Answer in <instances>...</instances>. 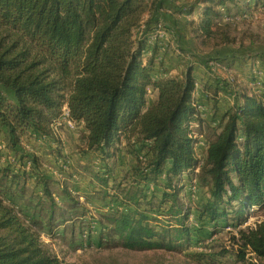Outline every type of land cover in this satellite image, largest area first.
<instances>
[{"label":"trees","instance_id":"1","mask_svg":"<svg viewBox=\"0 0 264 264\" xmlns=\"http://www.w3.org/2000/svg\"><path fill=\"white\" fill-rule=\"evenodd\" d=\"M174 4L0 0V135L18 153L22 136H52L62 126L66 108L69 119L83 128V154L99 153L108 161L128 142L134 148L126 175L132 182L124 197L111 198L119 211L110 218L109 231L120 247L131 251L178 252L200 233L183 224L195 213L198 221L215 229L240 228L250 213L264 209V91H239L235 79L212 75L209 66L217 62L231 68L247 62L237 56L213 57V52L243 46L233 36L234 15L242 9L250 13L262 0H195L178 10ZM163 10H187L188 16L197 11L198 21H188L189 31L197 48L210 50L197 51L199 55L180 48L198 62L178 76L172 74L162 41L154 38ZM226 16L233 22H224ZM202 68L208 75L201 74ZM154 92L156 98L149 103ZM220 104L226 109L218 119ZM212 106L216 117L208 114ZM31 161L39 164L36 155ZM19 178L12 175V182ZM50 180L38 181L50 204L47 231H52L57 207ZM122 181L115 192L122 191ZM186 189L205 190L196 212L191 201L179 203ZM157 198L158 209L139 212L142 202L150 206ZM171 202L178 207L173 212L178 224L159 231L150 214L165 215L164 207ZM235 205L232 219L238 223L230 224L227 207ZM31 220L32 225L0 197V264H62L41 241L43 222ZM233 240L238 260L245 262L253 254L247 264H264V222L239 229Z\"/></svg>","mask_w":264,"mask_h":264},{"label":"rangeland","instance_id":"2","mask_svg":"<svg viewBox=\"0 0 264 264\" xmlns=\"http://www.w3.org/2000/svg\"><path fill=\"white\" fill-rule=\"evenodd\" d=\"M174 1L175 10H178L177 6L181 7L195 0ZM174 11L163 10L159 13L162 27L159 28L158 25L154 35L161 30L160 41L166 49L164 53H167L166 57L171 61L170 67L174 68L173 75L178 76L190 63L198 62L197 58H192L190 54L186 55L180 51V48L190 44L188 40L195 42V49L192 48L194 53L210 50L197 48V41L189 31L188 21H198L197 11L191 16L186 14L187 10H183V14L174 13ZM167 15L173 16L177 22L169 21ZM234 17L236 19H234L233 36L237 37L243 46L219 48L213 52V57L237 56L248 60L242 66L227 67L228 72H218L217 76L229 80L235 79L234 85L239 91L260 93L264 91V0L262 4L253 6L250 13L242 9ZM228 21L233 22L231 17L226 16L224 22ZM198 54L201 55V53ZM201 70L203 71L201 74L208 75V69ZM210 73L213 75L211 69ZM151 96L152 93L149 95V103H152ZM10 97L14 100L13 95L10 94ZM230 100L233 102L232 96ZM218 109L221 110L217 114L219 119L226 108L219 106ZM65 112L66 108H64ZM215 112L216 109L212 106L208 114L215 115ZM64 118L65 115L62 126L55 127L54 134L46 139H37L30 134L22 136L18 153L10 151L5 144V138L0 135V197L7 205L14 206L24 220L29 221V224L32 225L31 218L43 222V229H37L41 235V241L60 259L62 264H247L254 258L253 254H248L245 262L238 260L236 256L238 246L233 238L238 237L239 229L254 228L257 224L264 222V209L250 213L248 223L240 228L220 226L215 229L208 223L202 224L198 221L195 213L192 220L184 221L183 224L190 227L192 231L200 233L197 236L193 234L195 232H192L191 242L184 245L178 252L166 250L140 252L120 247L118 239L109 231L113 227L110 218L117 210V203L111 202V198L112 196L124 197L127 192L123 193V191L130 189L132 180H129L126 175L132 167L134 158L129 151H134V148L126 142L120 146L119 152L114 154L115 157L108 161L99 153L83 154L85 151L82 148L83 128L74 124L70 126L68 119ZM204 150V144L200 145L201 157ZM32 155L39 158L37 166H34L31 161ZM6 169L8 171L5 174ZM106 174L109 175L108 179V176H103ZM12 175H19L20 178L12 182ZM41 177L51 179L49 187L57 202L52 231L46 230L51 210L43 186L38 183ZM105 180H108L107 185L104 184ZM121 181L122 191L115 192L116 184ZM67 190L72 193V199L67 196L65 192ZM188 190L186 189V192L182 194L179 203L182 205L191 201L196 212V207L204 197L202 191L205 190H197L193 193ZM151 191H147L148 196L151 195ZM158 204V198L150 206L142 202L138 210L140 213H148L152 208L158 209ZM172 205V202L165 205L163 212L165 215H155V212L150 214L151 224L159 231L178 224L179 218L173 213L178 207ZM236 207L237 205L227 207L230 212L228 218L230 224L238 223L232 219Z\"/></svg>","mask_w":264,"mask_h":264},{"label":"built area","instance_id":"3","mask_svg":"<svg viewBox=\"0 0 264 264\" xmlns=\"http://www.w3.org/2000/svg\"><path fill=\"white\" fill-rule=\"evenodd\" d=\"M162 26L161 25H159V28H161ZM160 34H161V30L160 31H158L155 35H154V38H161V36H160ZM209 66H210V69H211V72L213 73V75H217L218 74V72H223V73H225V72H228V69H227V67L226 66H224V65H221L220 63H217V62H211L210 64H209ZM64 119H68V123H69V125L70 126H73V122L69 119V114H68V111L66 110V112H65V118ZM75 125V124H74Z\"/></svg>","mask_w":264,"mask_h":264},{"label":"crops","instance_id":"4","mask_svg":"<svg viewBox=\"0 0 264 264\" xmlns=\"http://www.w3.org/2000/svg\"><path fill=\"white\" fill-rule=\"evenodd\" d=\"M172 20V21H171ZM169 21H171V22H173V19L171 18V17H169ZM172 24V23H171ZM188 35V34H187ZM188 43H190V44H188L187 45V47H185V46H183L182 48L183 49H185V50H187V51H193L192 50V48H194L195 49V42L193 41V40H188ZM174 73V71L172 72V74ZM200 93H201V91H200V89L197 91V96L199 97L200 96ZM151 98H152V102L155 100V98H156V93L154 92V93H152V96H151ZM220 106H224V105H222V104H220ZM202 145V144H201Z\"/></svg>","mask_w":264,"mask_h":264}]
</instances>
